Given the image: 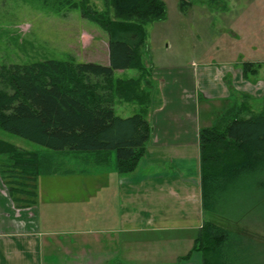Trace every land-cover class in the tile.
Instances as JSON below:
<instances>
[{
    "label": "crops",
    "instance_id": "1",
    "mask_svg": "<svg viewBox=\"0 0 264 264\" xmlns=\"http://www.w3.org/2000/svg\"><path fill=\"white\" fill-rule=\"evenodd\" d=\"M227 63L145 64L149 99L137 111L151 132L133 170L118 171L112 152L95 153L98 165L39 174L18 196L10 155L0 153V264H201L192 248L206 219L199 134L231 95Z\"/></svg>",
    "mask_w": 264,
    "mask_h": 264
},
{
    "label": "trees",
    "instance_id": "2",
    "mask_svg": "<svg viewBox=\"0 0 264 264\" xmlns=\"http://www.w3.org/2000/svg\"><path fill=\"white\" fill-rule=\"evenodd\" d=\"M103 2L112 17L93 12L107 33L108 65L55 59L0 65V128L57 153L115 152L118 171L127 172L138 165L151 127L141 110L115 114V100L143 105L148 98L138 79L116 78L115 72L146 69L141 62L145 26L163 20L166 5L163 0ZM255 66L243 62V75L248 78ZM235 113H224L199 134L206 219L192 248L201 264H264V218L255 215L264 201V113L245 118ZM0 153H10L21 175L34 182L39 174L54 172L35 152L2 140Z\"/></svg>",
    "mask_w": 264,
    "mask_h": 264
},
{
    "label": "rangeland",
    "instance_id": "3",
    "mask_svg": "<svg viewBox=\"0 0 264 264\" xmlns=\"http://www.w3.org/2000/svg\"><path fill=\"white\" fill-rule=\"evenodd\" d=\"M103 1L0 0V65L28 64L46 59L108 65L107 33L94 15L101 13L112 17L111 8L107 13L108 6ZM163 2L166 5V17L145 26L146 40L141 49V62L150 64L152 61L154 65L167 62L172 69L178 65L189 66L194 60H216L223 57L233 71L230 72L229 83L231 95L223 108L220 101L216 104L217 109L222 108V117L227 112H236L239 118L263 114L264 0ZM245 61L259 64L248 74V78L243 75L241 65L239 66L240 62L242 64ZM136 72L138 74L135 76ZM146 72L144 70L141 74L139 69L130 68L123 72L116 71L115 77L138 79V88L149 99V93L145 89L149 87L151 80L145 75ZM145 104L116 99L115 114L127 117L138 109L144 110ZM0 139L21 150L35 152L46 167H51V172L58 174L70 171L77 173L88 168L87 164L92 162L98 165L99 161V154L57 153L1 128ZM112 157L115 158V152H112ZM10 159L12 163L15 162L11 155ZM11 162L7 167L8 171L11 169L9 182L16 187L17 195H23L18 194L24 188L22 183L26 184V189L34 190V179L21 175L22 170L14 164L11 166ZM256 206V217L264 218V201L261 200ZM263 222L264 219L261 223ZM261 223L260 233L264 238V225ZM178 248L184 252L186 247ZM157 264L182 263L171 259Z\"/></svg>",
    "mask_w": 264,
    "mask_h": 264
}]
</instances>
